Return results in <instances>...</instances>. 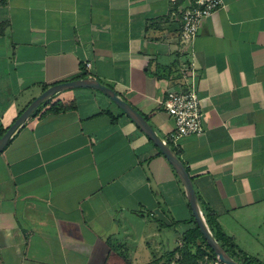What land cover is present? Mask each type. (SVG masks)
I'll list each match as a JSON object with an SVG mask.
<instances>
[{
	"label": "crops",
	"instance_id": "0c3cea01",
	"mask_svg": "<svg viewBox=\"0 0 264 264\" xmlns=\"http://www.w3.org/2000/svg\"><path fill=\"white\" fill-rule=\"evenodd\" d=\"M189 1L0 0V132L86 62L163 139V100L193 84L203 131L178 157L214 237L264 264V0H222L184 44ZM51 98L76 107L30 116L0 153V264H180L196 223L166 157L102 93Z\"/></svg>",
	"mask_w": 264,
	"mask_h": 264
},
{
	"label": "water",
	"instance_id": "95a60500",
	"mask_svg": "<svg viewBox=\"0 0 264 264\" xmlns=\"http://www.w3.org/2000/svg\"><path fill=\"white\" fill-rule=\"evenodd\" d=\"M93 89L96 90L107 98H109L130 120H132L136 126L152 141V143L158 148V150L166 157L169 163L174 168L176 174L181 180L187 194L188 202L192 210L194 221L199 228V231L212 250L216 259L222 264H244L233 259L216 240L214 235L208 228L206 221L200 210L198 199L192 180L186 170L184 163L180 160L175 151L168 145V143L161 138L154 128L150 125L148 120L138 112L133 106H131L125 99L118 95V93L102 83L100 80L94 77L76 78L63 82H57L46 89H44L38 96H36L15 118L12 124L6 128V130L0 136V153L8 146L14 135L24 125V123L30 118V116L41 106L44 102L50 99L57 93L73 90V89Z\"/></svg>",
	"mask_w": 264,
	"mask_h": 264
},
{
	"label": "built area",
	"instance_id": "2783aa9c",
	"mask_svg": "<svg viewBox=\"0 0 264 264\" xmlns=\"http://www.w3.org/2000/svg\"><path fill=\"white\" fill-rule=\"evenodd\" d=\"M222 5V0H190L182 8H179L180 41L184 44H191L198 33L202 20L221 8ZM191 66L190 63L184 70L192 78ZM89 68L90 63H84L82 72L88 73ZM162 105L174 122L173 130L164 139L170 147H175L183 136L196 135L203 131L200 98L193 84L187 91L170 93L163 100ZM212 264H221V262L215 259Z\"/></svg>",
	"mask_w": 264,
	"mask_h": 264
},
{
	"label": "trees",
	"instance_id": "16d2710c",
	"mask_svg": "<svg viewBox=\"0 0 264 264\" xmlns=\"http://www.w3.org/2000/svg\"><path fill=\"white\" fill-rule=\"evenodd\" d=\"M85 77H88V73L83 71L80 73V75L77 78H85ZM43 106H48V107L45 110H43L42 112L39 110V108H40L39 107L31 115V118L36 119V118L42 117L44 114L49 113V112H54V113L66 112V111L74 110L76 107L75 106V100L73 98L63 99V100H55V101H53V99L50 98L46 102L43 103ZM122 114H124V113L122 112ZM3 132H4V130H2L0 132V136ZM172 149L178 155V152L175 149V147H172ZM204 215H205L206 223H208L210 225V223H211L210 216L208 214H204ZM215 237H216V240L220 242V245L224 248V250L231 257H233V253H231L226 242L223 240V236H220L219 234L215 233ZM197 238L201 239L200 243H196ZM183 240H184V245L181 247V251L183 252V256H182V261L180 264H198V259H201L205 253L210 254L212 256V258L216 259L212 250L210 249V247L207 245V243L203 239V237L199 231V228L197 227L196 224H195L193 229L187 231L184 234ZM193 246L195 247V251L193 253H191L190 248H192ZM239 261L241 263H244V264H260V263H253L252 260H250L246 257H244L243 259H241Z\"/></svg>",
	"mask_w": 264,
	"mask_h": 264
},
{
	"label": "rangeland",
	"instance_id": "374dc122",
	"mask_svg": "<svg viewBox=\"0 0 264 264\" xmlns=\"http://www.w3.org/2000/svg\"><path fill=\"white\" fill-rule=\"evenodd\" d=\"M193 250L195 251V248H193ZM183 255V254H182ZM181 255V256H182ZM214 258H212V256L208 253H205L201 259H199L198 264H208L210 260H212Z\"/></svg>",
	"mask_w": 264,
	"mask_h": 264
}]
</instances>
